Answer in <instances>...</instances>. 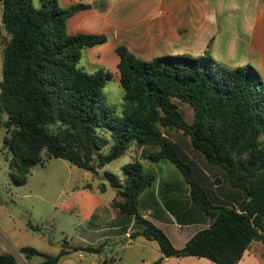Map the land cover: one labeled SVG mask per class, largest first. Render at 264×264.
<instances>
[{"label": "trees", "instance_id": "trees-1", "mask_svg": "<svg viewBox=\"0 0 264 264\" xmlns=\"http://www.w3.org/2000/svg\"><path fill=\"white\" fill-rule=\"evenodd\" d=\"M3 7L0 51V131L13 181L28 176L49 159H62L94 175L135 146L145 161H170L190 187L192 208L167 207L181 226H209L175 248L163 229L139 211L142 194L157 175L140 161L122 170L121 180L106 172L116 192L113 208L140 229L130 238L157 242L166 258H205L215 264H239L253 243L264 245V78L253 66L228 68L210 54L169 55L144 61L125 46L119 56L123 110L118 114L104 96L113 75L80 67L85 50L108 43L106 35L68 33L77 13L92 7L64 8L58 0H0ZM99 8L107 10L106 2ZM3 31L6 33L4 36ZM180 104L194 111L187 122ZM106 185L101 190H106ZM103 245L70 246L58 255L19 250L25 261L60 264L73 253L101 254ZM0 264H18L0 254Z\"/></svg>", "mask_w": 264, "mask_h": 264}, {"label": "crops", "instance_id": "crops-1", "mask_svg": "<svg viewBox=\"0 0 264 264\" xmlns=\"http://www.w3.org/2000/svg\"><path fill=\"white\" fill-rule=\"evenodd\" d=\"M58 1L64 8L76 4L92 7L80 11L69 20L68 33L107 35L109 38L107 44L90 48L96 55H100L107 45L114 51L119 46H125L144 61L169 55L188 54L200 57L210 54L228 68L253 66L264 78V0ZM103 1L108 5L105 11L99 10V3ZM119 61L118 57L115 63L118 65ZM185 184L182 186L172 181L163 182L157 176L153 186L140 197V214L163 229L169 238L166 232L169 226H177L182 231L195 226L179 225L167 208L169 205L185 211L192 208L189 201L190 187L186 182ZM106 187L105 191L108 190L107 185ZM116 199L119 198L116 196L110 205H99L86 217L87 233L92 235L95 241L91 243L88 240L83 247L111 240V244L106 248L111 246L118 248L123 243L130 244L136 240H132L130 235L140 229L133 230L136 225L131 222L128 230L123 231V228L127 227L124 224L126 222L112 205ZM116 219L115 225L111 227ZM203 225L209 226V221ZM191 237L193 236L187 238L184 245ZM256 243L251 245L239 264H264V245ZM83 254L85 253H80V256L83 257ZM103 254L104 252L97 255L108 263L109 257L103 258ZM67 257L62 258L60 264H74L71 261L63 262ZM161 257L163 255L160 251L159 259ZM210 262L205 258L184 257L166 258L162 264H210Z\"/></svg>", "mask_w": 264, "mask_h": 264}, {"label": "rangeland", "instance_id": "rangeland-1", "mask_svg": "<svg viewBox=\"0 0 264 264\" xmlns=\"http://www.w3.org/2000/svg\"><path fill=\"white\" fill-rule=\"evenodd\" d=\"M34 4L38 6V0H34ZM99 10L101 9L99 8ZM2 13L3 7L0 4L1 29ZM3 33L6 36L4 31ZM2 49L0 51V81L3 64ZM187 56L193 57L188 54ZM118 57L116 51L109 45L100 52V55L94 54L92 49H87L83 53L80 67L89 74L103 69L113 75L114 79L107 82L103 93L108 106L115 108L118 114H121L123 90L118 81L120 79L118 65L115 63ZM180 108L187 122H193V109L185 104H180ZM5 135V131L1 130L0 254L13 255L18 264H39L42 262L41 257H35L30 262L25 261L19 253V250L24 247L36 249L45 255L56 256L66 241L70 246H82L87 244L88 240L91 243L95 241L94 237L87 233L86 217L94 212L99 205H110L116 197L115 191L109 187L106 172L123 180L125 174L122 168L130 162L140 161L146 172L155 173L163 182L172 181L176 185H186L183 175L170 161L165 160L159 163L145 161L141 151L135 146L124 157L99 170L97 175L82 170L68 161L49 159L46 153H43V164L32 170L25 185H18L13 181L15 171L11 169L10 163L5 157L6 155L10 156L8 149L4 148ZM102 185H107L108 190L102 192ZM116 221L117 219L112 222L111 227L115 225ZM207 226L195 225L183 231L177 226H169L166 232L172 239L175 248L180 249L189 236H194ZM137 228L138 226H135L133 230ZM109 244H111V240L94 246L103 245V258L109 257L108 263H105L97 254L86 253L83 254V257L80 256V253H73L63 262L71 261L74 264H142L145 262V264H155L159 259L158 243L147 241L144 238H138L130 244L129 242L123 243L118 248L112 246L106 248ZM258 244L263 245L262 243ZM210 264L215 263L210 262Z\"/></svg>", "mask_w": 264, "mask_h": 264}, {"label": "water", "instance_id": "water-1", "mask_svg": "<svg viewBox=\"0 0 264 264\" xmlns=\"http://www.w3.org/2000/svg\"><path fill=\"white\" fill-rule=\"evenodd\" d=\"M95 7H97V5H95Z\"/></svg>", "mask_w": 264, "mask_h": 264}]
</instances>
